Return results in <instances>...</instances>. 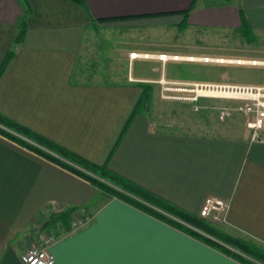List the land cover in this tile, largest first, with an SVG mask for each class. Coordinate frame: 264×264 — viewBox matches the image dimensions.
Returning a JSON list of instances; mask_svg holds the SVG:
<instances>
[{
	"label": "crops",
	"instance_id": "obj_1",
	"mask_svg": "<svg viewBox=\"0 0 264 264\" xmlns=\"http://www.w3.org/2000/svg\"><path fill=\"white\" fill-rule=\"evenodd\" d=\"M79 1L0 0V67L13 52L0 75V113L93 164L107 163L111 171L189 213L197 215L206 197L229 201L222 228L264 247V143L250 141L248 117L229 119L224 134L203 135L158 127L148 112L133 116L141 96H161L162 81L264 87L262 81L234 83L198 69L260 66L264 59L254 64L209 54L131 50L126 54L131 74L121 81L82 82L74 76L92 28L180 22L184 30L264 32V0ZM132 52L139 56L131 59ZM158 54L179 58L163 62ZM137 60L150 69L135 70ZM237 102L226 101L228 106ZM107 196L0 134V264H23L20 256L32 245L47 248L54 264H245ZM82 213L88 221L73 229L71 220Z\"/></svg>",
	"mask_w": 264,
	"mask_h": 264
},
{
	"label": "rangeland",
	"instance_id": "obj_2",
	"mask_svg": "<svg viewBox=\"0 0 264 264\" xmlns=\"http://www.w3.org/2000/svg\"><path fill=\"white\" fill-rule=\"evenodd\" d=\"M206 1L212 4L223 2V0ZM184 29L185 26L180 22L174 24V26L168 23H155L153 25L151 22L148 24L129 23L106 29L92 28L91 31L87 33L88 36H85V41L83 43L85 52L79 57L74 75L75 79L77 77V80L82 82H111L125 79L129 73L131 74L132 66L126 59L127 52L131 50L164 51L166 53L188 52L193 54H209L213 56L249 59L253 61L255 59H264V32L258 30L254 32L253 30L250 31V29L245 32L242 30H222L214 28H210L209 31L201 32L196 31L195 27ZM133 66L135 70L137 68L140 70L150 69L147 62L140 60L135 61ZM198 69L202 72L205 70V74L210 72V74L226 75L229 77L228 81L234 83L264 82V65L219 64L212 65L209 69ZM219 80H221V78ZM187 86L190 85H183V87ZM169 87L179 88L180 86ZM169 92L177 96L192 95L189 92L177 89L170 90ZM226 101L236 102V100L211 99L207 97H198L196 101H172L162 96H156V98L151 101L150 107H148L149 109H147L148 104H143L142 110L150 113L158 127H167L185 133L221 135L224 134L222 128H226L229 119L234 116L238 118L237 115H243L234 112L232 117L222 121L218 120L217 117L220 107L224 105L228 106ZM235 105L230 107H234ZM224 136H227V134ZM29 142L34 144L31 140H29ZM64 161L71 163V161ZM71 164L86 174L94 176L97 181L107 184L113 189L125 192L123 189L93 174L82 165L74 162ZM71 172L76 174L73 171ZM80 177L88 181L99 191L106 192L108 194L107 199L115 196V194L113 195V193L104 189L103 185L99 182L92 183L90 180L82 176ZM102 200L103 198L100 199L99 202L101 203ZM77 215L81 217L83 221L86 218L83 213ZM87 217L90 216L87 215ZM83 221H81V223L84 224ZM72 222L73 220H71V227L73 228ZM222 225L223 224H221V226ZM230 233L235 237L239 235L244 238L247 237L245 234L241 233L238 235L236 232Z\"/></svg>",
	"mask_w": 264,
	"mask_h": 264
},
{
	"label": "trees",
	"instance_id": "obj_3",
	"mask_svg": "<svg viewBox=\"0 0 264 264\" xmlns=\"http://www.w3.org/2000/svg\"><path fill=\"white\" fill-rule=\"evenodd\" d=\"M75 1L80 2L79 0ZM243 25H245L244 18ZM20 39L21 38L19 36L17 41H20ZM12 54V51L6 54L3 64L0 67V75ZM142 87L146 90L150 89L149 85H143ZM152 99L153 96H141L140 100L135 105L133 116L138 113H146V111L142 110V105L148 104L147 109H149L148 107H150ZM0 134L47 158L59 166L75 172L77 175L90 180L92 183L99 182L96 178H94V176L88 175L75 168L71 163L74 162L82 165L93 174L107 180L125 191L122 192L120 190L113 189L107 184L99 182L103 185L104 189L113 193V195L115 194V196L128 202L129 204L165 220L166 222L187 232L189 235L220 250L228 256L233 257L237 261L245 264H264V247L259 245L253 239L249 237L244 238L243 236L235 237L231 233L225 231L221 224H215L208 219L200 217L198 214H192L177 207L176 205L111 171L108 168L107 163H104L103 165L93 164L79 155L56 144L55 142H52L44 136L11 120L1 113ZM29 140L33 141L34 144L30 143ZM62 159L71 161V163ZM65 215L66 213H64V216Z\"/></svg>",
	"mask_w": 264,
	"mask_h": 264
},
{
	"label": "built area",
	"instance_id": "obj_4",
	"mask_svg": "<svg viewBox=\"0 0 264 264\" xmlns=\"http://www.w3.org/2000/svg\"><path fill=\"white\" fill-rule=\"evenodd\" d=\"M139 54L132 52L129 54L131 59L138 57ZM144 54V57H148ZM156 58L161 61H166L169 58L178 59V56H169L166 54H158ZM190 59H193L189 57ZM252 63H256L252 61ZM162 84L163 98L175 99L181 98L190 101H196L198 97H211L218 99L236 100L238 103L234 107L222 106L218 111V120L222 121L233 116L234 112H238L248 117L246 126L250 131V141L253 143H264V136L262 131L264 129V87L262 86H244L235 84H209V83H196L190 86L179 88H172ZM173 89L182 90L191 93L189 96H177L164 94L165 91ZM230 210V202L219 197H206L204 198L198 215L202 218L208 219L215 224H224L227 222V214ZM86 216L83 221L81 217L75 215L73 218V229H77L88 221L89 217ZM52 238L48 237V241ZM23 264H54L53 255L47 248L37 245H32L20 256Z\"/></svg>",
	"mask_w": 264,
	"mask_h": 264
}]
</instances>
